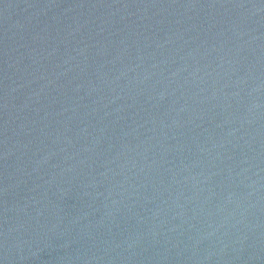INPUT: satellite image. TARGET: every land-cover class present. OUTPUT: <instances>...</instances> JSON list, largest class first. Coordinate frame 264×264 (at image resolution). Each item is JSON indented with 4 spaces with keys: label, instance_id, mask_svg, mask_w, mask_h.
<instances>
[{
    "label": "water",
    "instance_id": "water-1",
    "mask_svg": "<svg viewBox=\"0 0 264 264\" xmlns=\"http://www.w3.org/2000/svg\"><path fill=\"white\" fill-rule=\"evenodd\" d=\"M263 23L264 0H0V122Z\"/></svg>",
    "mask_w": 264,
    "mask_h": 264
}]
</instances>
